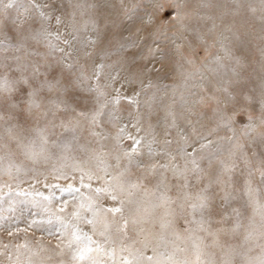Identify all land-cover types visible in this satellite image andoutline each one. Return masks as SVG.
<instances>
[{
    "label": "rangeland",
    "instance_id": "rangeland-1",
    "mask_svg": "<svg viewBox=\"0 0 264 264\" xmlns=\"http://www.w3.org/2000/svg\"><path fill=\"white\" fill-rule=\"evenodd\" d=\"M78 2L86 5L85 13H95V21L78 24L65 0H0V120L7 118L12 97H20L18 114L27 113L22 101L30 95L38 98L36 115L75 132L71 151L46 163L32 162L12 148L5 151L0 141V163H13L15 173L26 171L17 180L0 179V264H38L32 262L36 259L90 264L105 258L110 245L119 264H131L128 208L110 181L125 168L133 183L154 197L157 179L183 158L188 186L200 195L193 173L204 175L213 158L222 161L226 146L242 142L237 169L246 179L264 178V105L257 122L249 121L241 106H227L211 93L213 86L206 85L201 96H187L199 84L200 65L211 56L213 43H177L175 56L182 61L172 59L178 23L189 20V14L177 15L176 0ZM192 60L195 65L184 66ZM161 91L172 92L170 113L158 111L157 98L148 96ZM187 98L195 112L184 122L181 105ZM166 115L172 126L162 130ZM48 163L62 169H46ZM222 190L211 207L228 206ZM195 197L188 198V217L176 207L169 216L178 231L193 229L189 212L201 213ZM95 207L100 209L97 219ZM30 220L37 223L35 232ZM97 221L105 234L96 232ZM239 241H245L243 236Z\"/></svg>",
    "mask_w": 264,
    "mask_h": 264
},
{
    "label": "bare ground",
    "instance_id": "bare-ground-1",
    "mask_svg": "<svg viewBox=\"0 0 264 264\" xmlns=\"http://www.w3.org/2000/svg\"><path fill=\"white\" fill-rule=\"evenodd\" d=\"M65 2L70 5L69 9L74 12L78 24L96 20L94 12L85 13L84 3L80 4L78 0ZM176 6L179 7L177 15L189 14V20L178 23L173 36L175 44L170 50L172 59L176 63L182 61L175 56L179 53L175 48L177 43L188 41L190 46L205 45L209 41L213 43L211 56L200 65L202 75L199 84L189 88L188 98L201 96L206 85L213 86L214 89L209 91L223 99L227 106L232 103L241 106L249 113V121L255 119L259 122V108L264 105V0H176ZM97 29L104 30L100 26ZM54 34L58 39L62 36L57 28ZM188 45L184 49L187 52ZM196 62L192 60L184 66L191 68ZM11 71L19 73L17 68ZM37 84L41 87L39 81ZM171 93L161 91L155 96H148L157 98L158 111L170 113L168 99ZM23 98L22 102L29 106L27 113L18 114L16 106L21 102L18 101L20 97H12L11 108H5L10 113L5 114L6 119L0 120V141L4 143L2 148L5 151L12 148L32 162L37 160L45 163L71 151L75 132L60 130L52 117L36 115L39 108L37 97L26 95ZM188 98L181 105L184 122H188V115L193 116L195 112ZM171 126L172 122L166 115L161 129L166 130ZM230 144V147L226 146L222 161L219 157L213 158L204 175L197 177L200 173H193L196 185L203 192L200 195L196 193V187L188 186V172L183 158L168 166L166 177L160 176L157 179L160 188L157 190L158 196L154 197L148 189L139 188L133 183L134 179L126 168L113 174L110 181L128 208V221L133 236L128 241L131 264L264 263V178L246 179L243 170L237 169L236 163L238 156H241L243 143ZM261 156L260 152L263 160ZM12 166L14 164L8 161L0 163V179L17 180L25 175L26 171L13 172ZM45 168L62 169L50 163ZM178 170H181L180 174L174 175ZM221 188L224 190L220 195L227 199L228 206L216 209L211 207L214 206L212 201ZM189 197L198 199L201 213L191 210L189 214L195 225L190 232H181L175 229L174 219L170 217L175 213V207L185 210L188 217ZM99 211V208H94L95 217ZM17 215L24 219L21 213ZM96 223V232L105 234L104 225L99 224V221ZM29 225L30 230L35 232L34 226L37 223L30 220ZM237 232L240 234L236 235ZM205 236L209 238L208 243L204 241ZM240 236H243L244 242L239 241ZM49 260L36 259L32 262L49 264ZM90 264H119L113 246L108 247L105 258L96 257Z\"/></svg>",
    "mask_w": 264,
    "mask_h": 264
}]
</instances>
